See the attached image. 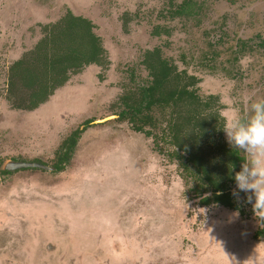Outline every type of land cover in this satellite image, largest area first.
Segmentation results:
<instances>
[{"label": "rangeland", "instance_id": "374dc122", "mask_svg": "<svg viewBox=\"0 0 264 264\" xmlns=\"http://www.w3.org/2000/svg\"><path fill=\"white\" fill-rule=\"evenodd\" d=\"M183 1L0 0V165L53 167L83 130L62 172L0 177V264H264L254 239L264 220V0H190V17L162 18ZM70 14L91 22L104 62L70 76L44 113L26 109L33 88L18 77L11 90L9 69L24 59L35 67L38 44ZM157 26L169 32L154 35ZM154 50L198 77L223 141L243 145L233 192L244 216L191 201L177 161L118 120L122 98L148 81Z\"/></svg>", "mask_w": 264, "mask_h": 264}, {"label": "trees", "instance_id": "16d2710c", "mask_svg": "<svg viewBox=\"0 0 264 264\" xmlns=\"http://www.w3.org/2000/svg\"><path fill=\"white\" fill-rule=\"evenodd\" d=\"M97 41L91 23L70 14L65 24L55 27L38 44L35 67H29L26 59L16 62L11 90L15 78L21 77L27 87L33 88L29 108H37L63 86L70 72L76 73L84 65L103 64V50ZM155 54L156 60L147 62L151 81L141 85L137 97L125 96V109L119 113L118 120L131 123L136 133L153 137L161 152L177 161L191 201L202 208L219 207L244 216L233 192L244 178L243 145L223 141V121L218 111H211L214 98L204 100L199 96L195 78L184 80L180 73L169 68L166 60ZM80 133L82 130L64 145L67 152L54 164V173L64 170ZM168 147L173 150L164 151ZM254 239L264 243V220Z\"/></svg>", "mask_w": 264, "mask_h": 264}, {"label": "flooded vegetation", "instance_id": "af4514ba", "mask_svg": "<svg viewBox=\"0 0 264 264\" xmlns=\"http://www.w3.org/2000/svg\"><path fill=\"white\" fill-rule=\"evenodd\" d=\"M174 6V5H173ZM191 2H190V0L189 1H183L182 3H181V5H177V6H174V7H172V8H170L171 6H168L167 8H166V10H165V13L162 15V18H164V19H170V20H177V19H181V18H184L185 16L186 17H190L192 14H193V10L191 9ZM82 19H84V18H82ZM86 20V19H85ZM88 22H90L89 20H87ZM91 23V22H90ZM91 26H92V32H93V34L95 35V37L97 38V42H98V45L99 46H101V48H102V50H103V47H102V43L99 41V37H97L96 36V34L94 33V27H93V25L91 24ZM166 30V31H165ZM167 32H169L168 31V28H166V27H164V26H157L156 28H155V30H154V35H158V36H160V35H162V34H166ZM153 35V36H154ZM226 37H223V39H225ZM220 39H222V38H220ZM219 39V40H220ZM155 53H157L158 54V56H159V59H162V60H166L167 62H168V66H169V68H172L176 73H180L181 74V76H182V78L184 79V80H187V81H189V78H195V80H196V82H197V85H196V88L199 90V80H198V77H196V76H191V75H189L188 73H187V70H182V71H180V70H178V68H177V66L172 62V61H170V60H167V59H164L161 55H160V53H159V51L158 50H154V51H148L147 53H146V56H145V66H146V68H147V62L150 60V59H155L156 57H157V55L155 54ZM216 56L215 55H211V58L212 59H214ZM205 59H206V57H205ZM156 60V59H155ZM20 61V60H19ZM18 62V61H17ZM15 64H16V62L14 63V65H12L11 66V68L9 69V78H10V82H11V78H12V75L14 74V72L16 73V70L14 69V66H15ZM92 65H97L98 67H101L102 66V63H100V64H98V63H95V64H90V65H84L83 66V68H81V69H78V70H76V73L75 72H70L69 73V75H68V79H70V76H82V75H84V74H82V71H83V69L85 68L86 69V67L87 66H92ZM14 69V70H13ZM147 71H148V81L150 82L151 81V78H150V72H149V70H148V68H147ZM18 79V77L17 78H15V82H16V80ZM66 80V82L63 84V86L64 85H67L69 82L68 81H70V80ZM145 81V80H144ZM144 81H143V83H144ZM148 81H145V83L143 84V85H147V82ZM9 82V83H10ZM26 82V81H25ZM93 83H94V80L93 81H91V85H92V87H93ZM62 87V86H61ZM60 88V87H59ZM85 90H86V88H84ZM57 90V89H56ZM56 90H54L53 91V93L52 94H50L49 96H48V98H47V100L46 101H44L43 103H41L37 108H26V109H30L31 111H35V110H37V109H39L40 108V106H43V110H42V113H44V111L45 110H47V109H50L56 102H57V100H58V98L60 97L59 96V94L57 93V95H56ZM91 93V92H90ZM29 98H30V96H29ZM124 101H125V97L124 98H122V103H124ZM29 102H30V99H29ZM29 102H28V104H29ZM54 102V103H53ZM86 103H87V99H86ZM85 103V104H86ZM87 105V104H86ZM125 109V108H124ZM63 111V110H62ZM40 115V119L42 120V116H41V114H39ZM118 115V119H119V114H117ZM56 120L58 119V122H59V119H61V116L59 115V112L56 114V118H55ZM55 119H54V121H55ZM94 121L95 120H87L85 123H84V126H88V125H91L92 123H94ZM56 122V121H55ZM88 122H90V123H88ZM61 122H59V124H60ZM58 128L60 127V125L58 126V125H56ZM60 129V128H59ZM79 130H81V128L79 129ZM83 131V130H82ZM72 137V136H71ZM71 137H69V138H67L66 140H65V142H64V145L67 143V142H69L70 141V139H71ZM66 152H67V150L66 149H63V152H61V154H60V157H59V159H58V161L56 162V163H59L60 162V160H61V158H63L64 156H65V154H66ZM70 155H71V152H70V154H69V157H70ZM12 163H23V164H38V165H42V166H44V167H46V168H48L49 170H47V169H39V170H45L46 172H51V173H54L53 171H54V166L53 167H51V166H46V165H44V164H42L40 161H37V160H35L34 162H24V161H18V160H6L4 163H3V165H0V177L2 178V177H5V176H7V175H11V174H13V173H15V171H12L11 169H9L10 168V166L12 167ZM65 163V162H64ZM66 164V163H65ZM64 164V165H65ZM25 169H37V168H23V169H20L21 171H23V170H25ZM16 171H19V170H16ZM62 172V171H61ZM59 173V172H58Z\"/></svg>", "mask_w": 264, "mask_h": 264}, {"label": "water", "instance_id": "95a60500", "mask_svg": "<svg viewBox=\"0 0 264 264\" xmlns=\"http://www.w3.org/2000/svg\"><path fill=\"white\" fill-rule=\"evenodd\" d=\"M111 118H107L105 120H100L99 122H97L96 124H99V123H105L109 120H111ZM12 167L10 166L9 169H11L12 171H16V170H20V169H23V168H37V169H47L49 170L48 168L42 166V165H38V164H23V163H12L11 164Z\"/></svg>", "mask_w": 264, "mask_h": 264}]
</instances>
